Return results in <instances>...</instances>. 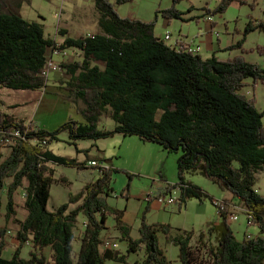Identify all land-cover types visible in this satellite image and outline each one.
Returning a JSON list of instances; mask_svg holds the SVG:
<instances>
[{"label":"trees","instance_id":"trees-1","mask_svg":"<svg viewBox=\"0 0 264 264\" xmlns=\"http://www.w3.org/2000/svg\"><path fill=\"white\" fill-rule=\"evenodd\" d=\"M130 2L116 0L117 5ZM174 2L176 5L178 0ZM236 2L239 0H221L214 11L206 9V15H222ZM95 4L102 33L67 37L59 45L46 38L43 25L23 19L17 11H6L0 0V91L45 90L49 79L43 72L53 51L79 49L83 60L63 67L71 76L65 89L75 103L82 102L79 112L85 120H71L50 132L0 110V138L14 142L7 158L0 152V221H5L0 224V264H126L127 255L102 248L110 217L121 239L128 243V254L137 255L144 249L145 259L135 264H171L161 248L160 234L179 247L181 264H194L195 239L205 248L213 236H217L218 245L209 246V264H264V197L255 191L258 174L264 173V113L258 110L255 99L241 94L248 79L255 85L264 84V68L242 56L224 61L215 55L204 59L190 53L187 45L179 50L156 35L155 22L123 18L109 0H95ZM162 15L169 21L183 16L175 6ZM257 31L264 32V21L251 19L244 38L226 51L243 50L247 36ZM258 52L264 55V46ZM105 115L116 124L113 132L100 127ZM15 131L21 136L16 137ZM64 132L69 133L72 145L121 134L160 145L169 153H181L178 183L166 190L181 188L179 210L192 199L201 203L210 199L218 208L220 224L209 225L199 236L186 231L175 239L171 225L147 223L148 208L140 237L134 238L133 227L124 221L125 210L108 202L113 192V168L78 195L71 193L68 203L50 211L53 184L67 183L55 178L50 164L90 168L48 149ZM188 174H200L239 198L261 235L238 240L231 227L232 212L221 211L218 200L187 181ZM21 189L26 193L25 220L17 217L16 195ZM79 202L82 204L71 210V205ZM225 203L228 205V200ZM81 215L86 225L81 250L75 256ZM11 225L18 226L19 246L11 259H5ZM29 242L33 251L26 259L22 254ZM47 248L52 251L51 260L43 253Z\"/></svg>","mask_w":264,"mask_h":264},{"label":"rangeland","instance_id":"rangeland-1","mask_svg":"<svg viewBox=\"0 0 264 264\" xmlns=\"http://www.w3.org/2000/svg\"><path fill=\"white\" fill-rule=\"evenodd\" d=\"M174 1L132 0L130 3L117 5L116 0H109L123 18L155 22V32L158 37L164 39L167 34L171 35L172 40L167 42L170 46H174L175 40L183 38L187 43L199 44L201 56L204 59H210L213 57L209 50L210 42L212 41L216 46L220 42L224 48L223 52L216 54L221 58L220 60L224 59L225 61L242 56L248 62L264 68V55L258 52V48L264 46V32L262 31L249 34L243 50L226 51L230 46L236 45L244 38L245 29L251 19L257 22L264 21V0H239L224 14L216 15L213 22L209 21L206 9L214 11L221 0H178L176 5ZM2 6L6 11H17L27 21L43 25L46 38L55 40L59 45L63 44V36L67 32L70 33L71 38L76 39L102 33L99 26L100 14L96 8L95 0H2ZM19 6L21 8H18ZM174 6L182 12L183 16L180 20L169 21L163 17L162 12ZM217 33H219V38ZM53 56L55 57L54 64L59 65L61 70L51 74L45 90L35 92L20 90L19 92L4 89L0 96V106L7 113L33 121L35 124H41L50 132L57 131L71 120L85 121L79 112V109L83 107L82 102L75 103L65 89L66 82L70 80L71 76L63 67L67 64L81 62L83 54L79 49H69L64 55ZM60 58H63V61H60ZM245 84L241 94L249 99H255L258 110L264 113V84L255 85L253 79L246 80ZM3 102H5L4 105ZM18 103L27 104H23L17 110L7 108L9 105ZM100 127L102 130L113 132L116 124L108 115H105ZM69 138L68 132L62 133L59 136V141L50 143L48 149L57 156L76 159L82 164H88L89 159H97L98 157L111 164L114 169L111 183L113 192L108 198V202L112 207L125 210L131 202V207L135 209L138 205L137 201L144 198L147 193L164 192L169 186H175L178 183V161L181 153H169L160 145L142 142L137 136L126 138L121 134H115L112 137L99 140H80L77 145H72ZM96 145L100 146L99 152ZM9 146L4 147L3 156L5 157L3 159L10 154ZM85 148L86 150H82ZM1 162L2 160H0ZM50 166L55 170L57 180H67V183L61 181L53 184L49 202L50 211H56L61 205L68 203L71 193L78 195L88 183L99 179V174L92 168L79 170L64 165L50 164ZM187 179L188 182L201 188L218 201L226 202L228 200L230 203L233 199L234 205H242L239 198L233 197L228 191H223L218 185L205 177L203 178L200 174H188ZM255 191L264 197L263 172L258 174ZM24 200H26V193L24 189H21L16 195L17 217L20 220H25L28 216ZM4 201L6 205L8 202L6 197H4ZM135 201L136 203H134ZM81 202L71 205V210L80 206ZM165 209V212L153 213L148 216V213L145 216L146 212H144L143 217H134L133 215L132 236L134 238L140 237L139 226L141 227L144 216L150 225H171L173 228L172 237L175 239L186 231L195 232L196 236H199L207 229L208 225L216 224L221 219L218 208L210 199L204 200L203 203L197 199H192L180 210L179 203ZM238 214L239 221H232L231 226L238 240H243L249 234L251 237H256L261 233L259 226L248 225L245 213L239 211ZM0 224L4 225L5 221L1 220ZM85 225L86 218L81 215L78 223V238L74 242L75 256L79 254L83 244L82 236ZM108 227L110 228L103 234V238L119 245L118 251L122 255L128 256L126 264H135L136 261L145 259L144 249L137 255L128 254V243L121 239L113 217L109 218ZM17 231V225L10 226L7 238L10 247L4 252L3 257L5 259H11L19 246V241L16 239ZM160 240L161 248L165 251L171 264H181L180 249L173 244V239L167 240L165 235L160 234ZM207 244V247L204 248L198 239L193 241L194 264L210 263V255L207 254L208 249L209 246L216 247L218 245L217 236H213ZM32 246L31 242L26 245L22 254L24 258H30V252L33 251ZM43 253L51 260L52 251L50 248L45 249ZM107 264L122 263L109 261Z\"/></svg>","mask_w":264,"mask_h":264},{"label":"built area","instance_id":"built-area-1","mask_svg":"<svg viewBox=\"0 0 264 264\" xmlns=\"http://www.w3.org/2000/svg\"><path fill=\"white\" fill-rule=\"evenodd\" d=\"M209 21H214V17H209L208 18ZM218 35V34H217ZM91 36V35H90ZM163 39V38H162ZM165 42L171 41L172 37L170 34H167L164 39ZM183 45H187L186 49L188 52L193 53V54H200L201 53V46L195 45L193 43H187L185 42V40L183 38H179L177 40H175L174 42V46L177 49H182ZM66 52H59V51H53L52 56L53 55H64ZM48 65H46L44 72H43V76H45L46 78L49 79V77L51 76L52 73L54 72H58L61 70V67L57 64H54L53 58L49 57L48 60ZM14 135L16 137H20L21 133L19 131H15ZM0 141H2L3 146L6 147L8 145L12 146L14 145V142H12L11 140L7 139V140H2L0 138ZM88 166L94 170H96V172L99 174V178L104 176L109 170H111L113 167H111L106 161L103 160H96V161H90L88 163ZM181 193L182 190L181 188H176L174 190H172L171 192H168L167 190L164 192H159V193H149L147 196V201L149 202H157L159 204H161L164 208H170L173 205L175 206L177 203H179L180 197H181ZM218 207L221 211H225L227 209H229L232 212V217L231 220L232 221H239V214L238 212L241 211L243 213L246 214L247 219H248V225L252 226L255 225V221H254V217L249 213V211L243 207L242 205L238 206V205H231V204H226L223 201H219L218 202ZM248 238H251V235H247ZM104 251H118L119 249V245L110 241L109 239H105L103 242V246H102Z\"/></svg>","mask_w":264,"mask_h":264},{"label":"crops","instance_id":"crops-1","mask_svg":"<svg viewBox=\"0 0 264 264\" xmlns=\"http://www.w3.org/2000/svg\"><path fill=\"white\" fill-rule=\"evenodd\" d=\"M218 35H217V37L219 38V33H217ZM67 37H70V33H66V35H64L63 36V42L65 41V39L67 38ZM223 49L224 48H222V46H221V44H220V42H219V44H218V46H216L212 41L210 42V44H209V50L212 52V54H213V56L215 55L217 58H219V59H221L220 57H218L216 54L217 53H219V52H223ZM67 51H69V50H67ZM67 51H65V52H67ZM200 55H201V53H200ZM51 57L53 58V61H54V56H52L51 55ZM57 57V56H56ZM222 60H224V59H222ZM60 61H63V58H60ZM55 62V61H54ZM57 63V62H56ZM57 79V78H56ZM56 81V80H55ZM4 89H2L1 91H0V96H1V93H2V91H3ZM3 105L5 104V102H3L2 103ZM23 104H27V103H21V104H13V105H9V106H7V108L9 109V110H17V109H19L21 106H23ZM0 110L1 111H3V113H5L6 112V114H8V115H11V116H13L15 119H17V120H22V121H25L26 122V124H30V123H32L35 127H39V128H43V126L41 125V124H35V122H33V121H29V120H27V119H23V118H19V117H17L16 115H14V114H12V113H7V111H5L1 106H0ZM79 122H82V123H84V121H79ZM43 129H45V128H43ZM96 147H97V151L99 152V150H100V146H97L96 145ZM86 148H88V147H86ZM86 148L85 149H82V150H86ZM4 150H5V148L4 147H2L1 149H0V152L3 154L4 153ZM101 156V155H100ZM98 157V156H97ZM98 160H103V159H100V157H98L97 158ZM97 159H92V160H90L89 159V161L88 162H90V161H96ZM80 162V161H79ZM111 167H112V165L111 164H109ZM146 196V197H145ZM144 196V198H141V199H139L137 202H138V205H137V207H135V209L134 208H132L131 206H132V203L130 202L129 203V205H128V207L125 209V216H124V221L127 223V224H129V225H131L132 227H133V225L132 224H134V220L132 221V217H133V215H134V217H136V216H138V217H143V214H144V212H146L147 211V209L149 208L150 209V211L148 212V214H147V216L148 215H152L153 213H162V212H165V208L161 205V204H159V203H157V202H155V201H153V202H149V201H147V196H148V193H147V195H145ZM232 201H233V199H232ZM230 202L229 204H231V205H234V203L233 202ZM134 203H136V201L134 202ZM235 206V205H234ZM218 214H219V212H218ZM164 217V216H163ZM162 217V218H163ZM216 224H220V221L218 222V223H216ZM209 227V225L207 226V228ZM134 229V228H133ZM139 230H140V226H139ZM207 230V229H206ZM205 230V231H206ZM140 234V233H139ZM250 235V234H249ZM259 235H261V234H259ZM259 235H257V236H259ZM256 236V237H257ZM255 237V236H254Z\"/></svg>","mask_w":264,"mask_h":264}]
</instances>
